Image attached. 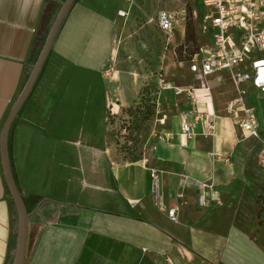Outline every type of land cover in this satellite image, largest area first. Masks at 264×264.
Listing matches in <instances>:
<instances>
[{
  "label": "crops",
  "instance_id": "1",
  "mask_svg": "<svg viewBox=\"0 0 264 264\" xmlns=\"http://www.w3.org/2000/svg\"><path fill=\"white\" fill-rule=\"evenodd\" d=\"M62 1L0 0V134ZM131 1L74 2L10 127L9 162L29 213L24 264H264L262 172L226 112L227 77L209 79V90L178 88L153 159H116L109 111L138 95L114 70ZM202 184L207 207L198 204ZM16 231L0 152V264L13 262Z\"/></svg>",
  "mask_w": 264,
  "mask_h": 264
},
{
  "label": "rangeland",
  "instance_id": "2",
  "mask_svg": "<svg viewBox=\"0 0 264 264\" xmlns=\"http://www.w3.org/2000/svg\"><path fill=\"white\" fill-rule=\"evenodd\" d=\"M184 1L186 0H132L129 4L130 9L125 14L126 20L122 25L125 29L124 41L117 47L114 70L117 77L125 75L124 77L129 78L133 89L138 87V95L117 113L109 111V145L119 161L153 159V144L161 133L160 120L165 114L176 112V93L183 91L178 88L198 83L189 72L187 60L196 45L201 46L210 40V35L201 31V17L207 8L202 0H189L185 14H182ZM161 10L175 13L177 30L182 27L184 30V35L180 34L170 45H166L165 36L155 24ZM56 14L57 12L53 20ZM189 21L193 24L194 35L187 41L186 25ZM257 109L262 119L260 103H257ZM261 123V131L264 132V122L261 120ZM238 131L241 137L239 127ZM244 142H247L261 169V194L264 195V169L259 164V143L253 139ZM263 205L264 201H259L256 210L260 211L258 220L261 223H264Z\"/></svg>",
  "mask_w": 264,
  "mask_h": 264
},
{
  "label": "built area",
  "instance_id": "3",
  "mask_svg": "<svg viewBox=\"0 0 264 264\" xmlns=\"http://www.w3.org/2000/svg\"><path fill=\"white\" fill-rule=\"evenodd\" d=\"M184 1L182 14H185ZM207 8L201 17V31L208 33L210 40L199 46V50L187 60L189 70L198 81L197 87L210 89L209 79L222 81L227 77L234 89V95L225 102L226 112L236 119L242 139L258 141L259 164L264 169V0H202ZM177 20L175 13L166 10L158 12L156 27L170 45ZM193 90H187L193 97ZM257 103L262 106V119ZM181 129L192 136V123L181 122ZM153 185L157 186L158 173L151 170ZM198 204L210 205V185L199 187ZM167 214L177 219L175 208Z\"/></svg>",
  "mask_w": 264,
  "mask_h": 264
},
{
  "label": "water",
  "instance_id": "4",
  "mask_svg": "<svg viewBox=\"0 0 264 264\" xmlns=\"http://www.w3.org/2000/svg\"><path fill=\"white\" fill-rule=\"evenodd\" d=\"M75 1L76 0H63L61 2V6L49 28L39 55L35 63L32 65L31 72L7 115L0 134V152L2 157L3 175L17 215L16 241L12 264H24L29 213L12 174L8 155V134L20 108L31 93L49 55L54 39Z\"/></svg>",
  "mask_w": 264,
  "mask_h": 264
},
{
  "label": "trees",
  "instance_id": "5",
  "mask_svg": "<svg viewBox=\"0 0 264 264\" xmlns=\"http://www.w3.org/2000/svg\"><path fill=\"white\" fill-rule=\"evenodd\" d=\"M186 27H187V31H186V40L188 41V40H190V38H192L193 37V35H194V29H193V24H192V22L191 21H189L188 23H187V25H186ZM195 43H196V40H195ZM199 50V46H195V48H194V51H192V53H191V56H193L197 51ZM191 58V57H190ZM189 58V59H190ZM108 119H109V117H108ZM133 161H135V160H133ZM264 201V195L263 194H260L258 197H257V201H256V203H257V205L259 204V201ZM264 206V205H263ZM261 210V209H260ZM259 213H260V211L259 212H257V217H259Z\"/></svg>",
  "mask_w": 264,
  "mask_h": 264
},
{
  "label": "bare ground",
  "instance_id": "6",
  "mask_svg": "<svg viewBox=\"0 0 264 264\" xmlns=\"http://www.w3.org/2000/svg\"><path fill=\"white\" fill-rule=\"evenodd\" d=\"M124 13V12H123ZM124 15H125V13H124ZM197 89H202V90H206V88L205 87H196V90Z\"/></svg>",
  "mask_w": 264,
  "mask_h": 264
}]
</instances>
